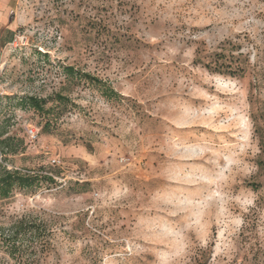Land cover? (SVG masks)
<instances>
[{
  "label": "rangeland",
  "instance_id": "obj_1",
  "mask_svg": "<svg viewBox=\"0 0 264 264\" xmlns=\"http://www.w3.org/2000/svg\"><path fill=\"white\" fill-rule=\"evenodd\" d=\"M222 48L243 75L194 62ZM253 117L264 130V0H0V164L61 170L0 198V222L53 221L39 264H264Z\"/></svg>",
  "mask_w": 264,
  "mask_h": 264
},
{
  "label": "trees",
  "instance_id": "obj_2",
  "mask_svg": "<svg viewBox=\"0 0 264 264\" xmlns=\"http://www.w3.org/2000/svg\"><path fill=\"white\" fill-rule=\"evenodd\" d=\"M194 62L209 72L227 74L229 76H241L245 72V66L238 58L229 57L224 53V48L215 52L210 60H204L198 53ZM64 73L78 81L92 80V76L86 72L77 71L72 66H65ZM113 90L105 88V95L111 96ZM114 95V94H113ZM59 100L63 96L57 94ZM46 101L44 98L29 95L20 97L17 103L22 108L43 110ZM255 120L256 118L253 117ZM255 131L259 137L261 146L264 145V130H261L255 120ZM12 137L5 130L0 131V156L5 159L8 154L16 152L12 145ZM61 173L59 168H39L35 171L22 172L17 169H6L0 164V198H7L14 189H34L40 184H50L55 181V176ZM53 221L41 214L25 213L16 216L8 222H0V249L11 259L22 264H39L43 255L53 248L54 228Z\"/></svg>",
  "mask_w": 264,
  "mask_h": 264
},
{
  "label": "built area",
  "instance_id": "obj_3",
  "mask_svg": "<svg viewBox=\"0 0 264 264\" xmlns=\"http://www.w3.org/2000/svg\"><path fill=\"white\" fill-rule=\"evenodd\" d=\"M52 161H53V163H54V162H56V160H55V159H53Z\"/></svg>",
  "mask_w": 264,
  "mask_h": 264
}]
</instances>
